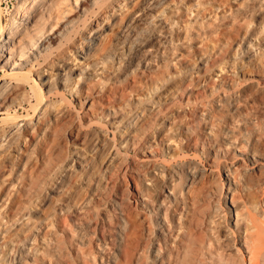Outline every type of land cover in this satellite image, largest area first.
<instances>
[{
	"label": "bare ground",
	"instance_id": "6f19581e",
	"mask_svg": "<svg viewBox=\"0 0 264 264\" xmlns=\"http://www.w3.org/2000/svg\"><path fill=\"white\" fill-rule=\"evenodd\" d=\"M21 2L27 7L25 8L28 9L27 11L23 10L27 13L19 15L18 12L16 17L14 14L12 25L8 26L5 32L2 31L1 35L4 36L0 39V59L5 61L4 65H8L10 68L8 75L14 79L0 81V221L7 217V221L12 220L10 223L16 224V221L28 212L31 216L30 211L25 213V210H31L32 213V208L35 207L34 210L38 211L36 207L39 203L47 204L49 201L48 197L51 194L47 196V190L57 193L62 191L65 188L64 185L70 182V175H74L72 170L77 165L81 169L78 173H76L77 170L74 172L77 174L76 177H72H75L74 182L78 184L69 183L68 186L71 188L69 194L63 198L62 203L59 201L60 205L53 206L55 208L47 212L46 218H49L47 225L45 223L47 228L45 227L46 230L42 228L40 241H34V243H41L40 248L43 253H39L42 255L40 259L46 264H148L150 256L147 263L144 262L146 248H149L150 259H152L149 264H264V49L257 48V52L247 56V64L235 66L238 69L236 71L234 68L237 78L223 74L219 81H216L219 75L214 77V74L211 75L209 71L210 77L207 74L206 77L205 75L201 77L205 82L208 81L207 84L198 88L201 78L194 80L196 77L193 79V76L190 79L191 77L188 76L189 81L187 78L188 82L185 83L186 80L183 79L186 77H183L181 83L184 81L185 84H178L181 85L177 86L179 91L176 86V90L172 89L175 93H179L181 100L186 97L188 103L193 105L191 108L188 107L189 111L187 108L186 117L180 120L177 136L169 135L163 139L160 136L164 130H161L159 135L156 134L160 114L153 113V116L148 114L147 118L143 117L145 116L143 114L142 118L140 116L146 108L140 110L138 106L140 90H142L140 82L142 74L145 75L146 69L150 66L151 60H155L156 54L166 45L173 46L171 43L175 33L172 22L166 18V15L172 13L174 8L171 7L179 3L178 0L177 2L176 0H74V2L72 0H22ZM183 3L181 2L182 7H184ZM185 3L188 4L187 1ZM189 5H185L186 8H189L187 7ZM177 6L180 7V3ZM192 6L194 5L191 4ZM90 12L94 13L93 20L84 24L88 30L87 35H80L79 31L72 34L76 26H80L79 23L84 21L85 16ZM118 16L119 22L115 23L119 29L113 36L110 34V38L108 36L107 38V30L112 29L111 24ZM175 18L177 16L174 20ZM212 24L208 26H213ZM155 26L160 27L157 28L158 30L162 28L161 32L154 31L152 27ZM261 29L264 30V27L260 28V32ZM251 34L252 32H249L248 35L251 37L249 39L259 44L260 37L256 36L260 35L253 33L256 35L254 37ZM178 41L180 42L175 40L176 43ZM100 42L103 43L101 49L104 53L94 59L97 54H93L92 48ZM253 45L254 43L251 42L247 44L250 49L246 53L253 50ZM96 51L99 53L100 50ZM162 51L164 52V49ZM53 52L55 53L52 55ZM179 54L177 56L183 58L184 53ZM116 59L119 60V66H115ZM108 61H111L110 66L118 67L117 71H113L114 76H110L111 73L108 74L110 67L107 74L105 73L104 67H108L109 64H106L109 63ZM164 63L166 64V61ZM206 63L197 68L206 71ZM221 64L219 69L216 68L217 66L215 68L223 72L225 67ZM26 65L36 70L34 73L37 78L33 80L34 84H29L28 74L33 73H28L31 69L28 72L24 71ZM213 70H211L212 73ZM148 72L151 71L148 70ZM158 74L151 75L156 78ZM30 80L32 81L31 78ZM162 80L164 79L161 77L152 80V88L154 90L159 88L160 86L156 87V85ZM58 83L64 87L63 89L70 86L71 93L77 96L80 106L79 116L69 113L63 107L64 105L60 106V101L57 103L53 98L44 101L45 99H42L40 92L36 89L46 85L47 93H50L56 86L58 88ZM195 83L197 89L192 88ZM28 85L31 86L29 89H27ZM58 90L57 94L60 92ZM149 90L146 92L152 95ZM61 92L64 93V91ZM161 92L157 93L158 98L155 97L156 99L152 100L154 103H159L162 99ZM125 105L129 107L134 105L132 110L136 109L124 122L125 127L122 126L127 129L124 131L126 134L120 126L118 131H112L113 141L103 138L102 135L105 134L92 133L95 122L102 123L106 128L109 127L110 123L104 121L110 114L106 111L113 110L118 113L117 109L126 110ZM30 108L35 109L34 112L39 121L44 122L43 125L36 126L34 123L29 126L32 120L27 122L22 115V110L28 112ZM176 114L175 116L179 117L180 114ZM175 116L173 114L172 119H176ZM166 117L163 118L171 122V117ZM94 118L96 121H93ZM23 121L25 123L21 124ZM39 126H41L40 130L37 129ZM30 129L39 130V133H36L37 136L35 134V138L31 140L27 137ZM150 137L160 139L162 146L164 143L167 144L166 142H174V145L176 143V151L172 146V150L175 151L171 152L173 158H189L191 153H196L197 156L199 148H202V153L207 158V167L203 169L197 165L192 167L191 164L188 166L190 170L186 169L189 171L185 173H183L184 168L181 173L175 170L181 175L185 174L183 179L181 177L180 183L174 178L175 174L178 175L177 172L175 174L170 172L171 176L167 174L171 180H167L168 184L165 186L175 193L182 194L183 191L181 201L185 209L182 216L180 214L179 224L172 223L174 220L172 210L169 212V207H163V204L168 203L166 201L171 200H168L170 196L169 198L163 196L162 200L161 187H157L160 191L155 194L154 186H151L156 184L154 182L156 170L161 169V172L158 170L161 173L160 176L162 174L165 176L166 172L164 173L163 169L166 170V166L164 165L163 169V166L159 168L160 163L157 162L156 168L155 161L160 158L157 156L162 148L154 147L157 143L149 144ZM177 139L180 140L179 144ZM22 141L27 142V149L22 154L12 153L13 150L21 151ZM123 143L125 144L124 154H122V147L118 146ZM92 145L95 149L97 148L96 151L93 150ZM80 146L84 147L83 152L78 151ZM72 148L77 150L73 156ZM170 149L171 146L167 145L166 150L170 152ZM92 150L93 153H91ZM132 151L141 153L142 159L132 162L130 158ZM147 170H151L154 175L146 179L149 186L144 188L142 180L144 176L148 177L147 173L144 175L145 172H149ZM202 171L205 177L204 182L194 187L192 181L190 183L193 188L190 187L187 181L197 177L198 172ZM128 176L135 184L134 190L129 193L135 199L133 203L130 196L119 195L122 179L126 181ZM84 179H87V182H84ZM92 180H95L93 183L96 184V188L91 185ZM83 183L89 187L86 190L89 193V196H86L90 197L89 200L81 193L86 188L81 185ZM161 183L158 184L162 185ZM184 185L186 191H184ZM162 194L166 195L164 192ZM83 199H86L88 203L84 204ZM139 200H142L141 204ZM134 203L136 206L141 205L144 211L155 212V214L152 213L155 215L153 216L155 223L152 224L156 227L153 236L151 226L148 224L150 221L146 220L149 218H145L147 212L142 215V211L133 206ZM176 205L175 207H180L179 203ZM17 216H20L19 219ZM30 216L28 220H24L28 222V227L21 221V225L18 222L20 227H14L15 230L12 226L14 232L10 231V236H7L11 241L6 239L10 243H3V248L1 247L3 250L0 249L1 257H7L4 244H11L8 250L11 251L10 253L13 252L10 255L14 256L13 263L28 264L24 258H29L32 249L35 250L34 248L39 245L35 243L34 248L27 245L30 239L35 240L39 235L36 234L37 231H34L32 235L26 234L35 228L33 216L32 220ZM241 221L246 223L245 230L242 229L243 232L237 233L238 229L236 230L232 225L239 228ZM31 223L32 227L29 229ZM39 227L37 229L40 230ZM3 232L8 231L2 230L0 234ZM23 236L21 246L14 249L13 242L16 239H18L17 242L19 240L21 242ZM95 243L98 249L94 248ZM40 248L37 247L36 253ZM38 263L42 264L41 261Z\"/></svg>",
	"mask_w": 264,
	"mask_h": 264
},
{
	"label": "rangeland",
	"instance_id": "374dc122",
	"mask_svg": "<svg viewBox=\"0 0 264 264\" xmlns=\"http://www.w3.org/2000/svg\"><path fill=\"white\" fill-rule=\"evenodd\" d=\"M22 0H0V39L4 36H2L1 35V33H2V31H4V30H6V28L8 27V26H11L12 25V22H13V18L14 17H16V15L18 14V12H19V15L20 14H23V13H27V12H24L26 9L25 8H27V7H25V5H23V3L21 2ZM73 2H74V0H72ZM179 1V3H180V7L179 6H177V5H179V3H177L176 5H173L171 8L173 9L172 10V13H168L167 15H166V18H168V20L169 21H171L172 22V25H173V30H174V33H175V35L177 36H175L174 34H173V43H171V44H173V46L172 45H166V47L164 46V52H165V55H164V52L161 50L160 52H158L157 54H156V56L155 55H153V56H155V60L153 61V59L151 60L152 62L150 63V66L146 69L147 70V72L145 73V75L144 74H142V80H141V84H140V89H142V90H140L141 92V94H140V104L138 105L139 106V108H140V110L141 109H143L144 107H146L145 108V111H144V109H143V112L142 111H140V112H142V113H140V116H141V118H142V114L143 115H145V116H143V117H148V114H149V116H153V113H159L160 114V123H158L157 124V126H156V134L157 135H159L160 134V132H162L161 130H164L162 133H161V136H160V138L162 137L163 139H165V138H167L169 135H175V136H177V134L176 133H178V126L180 125V123H181V121L183 120V118H185L186 117V114L185 113H187L189 110H190V108H191V105H193V103H188V100H187V98L186 97H184V98H182V100H181V97H180V95H179V93H175L174 91L176 90L175 89V86H176V88H177V90L179 91V89H178V87L179 86H181V85H178V84H182V83H184V81H185V83L186 82H188L189 81V77L188 76H190L191 78L190 79H192V77H193V79L194 80H196V79H198V77L199 78H203V76L205 75V77H206V74L208 75L209 73L212 75V74H214V77H216V76H218L219 78H217L216 77V79H218V80H216V81H219V79H220V77L223 75V74H225V75H227V77H228V75L229 76H233V77H235V78H237V74H236V71L238 70V69H236L237 67H240V65L242 64V65H245V64H247V61H248V55H250V54H252V53H254V52H257L258 51V49L257 48H259V50H260V48L261 49H264V30L263 29H261V32H260V28H262V27H264V20H263V18H264V0H185V2L187 1L188 2V4H186L185 2V5H189V6H187V7H191V4H193L194 6H192L190 9H191V11H190V9L189 8H186V6L184 5V3H183V1L184 0H182V1H180V0H178ZM176 2H177V0H176ZM181 2L183 3V6L184 7H182V4H181ZM198 2H199V4H198ZM195 3H197L196 5H195ZM240 3H242L243 5L241 6V4ZM200 5V6H199ZM22 6H24V7H22ZM26 6H28V5H26ZM241 6V7H240ZM252 6V7H251ZM21 7H22V9H21ZM30 6H28V8H29ZM182 7V8H181ZM240 7V8H239ZM181 8V9H180ZM246 8V9H245ZM188 9V10H187ZM249 9V10H248ZM20 10V11H19ZM24 10V11H23ZM28 10V9H27ZM26 10V11H27ZM179 10V11H178ZM193 10V11H192ZM176 11H178L177 13H176ZM191 13H190V12ZM238 11V12H237ZM245 11V12H244ZM252 11V12H251ZM17 12V13H16ZM230 13V14H229ZM15 14V16L14 17H12L13 15ZM93 12H90L89 14H87L86 16H87V19H86V16H85V19H84V21L82 20V22H80L79 24H80V26H76V28L74 29V33L72 32V34H75V32L76 31H79L78 33H80V35L82 34L83 36H86L87 35V32H88V30H87V28L85 27V23H87L89 20H93ZM175 14V15H174ZM188 14V15H187ZM236 14V15H235ZM242 14V15H241ZM171 15V16H170ZM238 15H239V17H238ZM241 15V16H240ZM244 15H246V16H244ZM177 16V18H175L176 20H174V17H176ZM234 16V17H233ZM171 17H172V19L174 20H172L171 19ZM238 17V18H237ZM248 17V18H247ZM241 18H244L243 20L241 19ZM246 18V19H245ZM18 18H16V20H17ZM171 19V20H170ZM215 19H216V21H215ZM87 20V21H86ZM178 20V21H177ZM211 20V21H210ZM231 20V21H230ZM236 21V22H232V21ZM239 20V21H238ZM242 20V21H241ZM11 21V22H10ZM206 21H208V22H206ZM210 21V22H209ZM251 21V22H250ZM115 22H119V16H118V18L113 22V23H115ZM220 22V23H219ZM221 22H222V25H221ZM240 22V23H239ZM248 22V23H247ZM113 23L111 24V26H112V29H108L107 30V32H108V34L106 35V37L108 36L109 38H110V36L112 35H114L117 31H118V29H119V27H118V25H116V23H115V25H113ZM174 23V24H173ZM178 23H179V25H178ZM203 23H205L204 25H202ZM213 23V24H212ZM226 23V24H225ZM227 23H229V24H227ZM231 23H233V24H231ZM259 23V24H258ZM187 24H189V25H187ZM210 24H212L213 26H208V25H210ZM230 24L232 25V26H230ZM249 24V25H248ZM262 24H263V26H262ZM176 25H178V26H176ZM258 27H257V26ZM175 26V27H174ZM182 26V27H181ZM200 26H201V28H200ZM203 26H205V27H203ZM207 26V27H206ZM248 26H250V27H248ZM254 26V27H253ZM261 26V27H260ZM186 27V28H185ZM203 27V28H202ZM210 27H213V28H210ZM253 27V28H252ZM260 27V28H259ZM9 28V27H8ZM77 28H79V30H77ZM152 28H154L153 30L154 31H160L161 32V29H157V28H160L159 26H155V27H152ZM177 28V29H176ZM218 28H220V29H218ZM247 28V29H246ZM250 28H252V30L250 29ZM157 29V30H156ZM186 29H188V30H186ZM192 29V30H191ZM198 29V30H197ZM204 29H206V30H204ZM224 31H223V30ZM227 31H226V30ZM237 29H240V30H237ZM259 30V33H258V30ZM196 30V31H195ZM213 30V31H212ZM217 30H219V31H217ZM237 30V31H236ZM247 30H248V32H247ZM257 30V31H256ZM205 31V32H204ZM214 31H216V32H214ZM221 31V32H220ZM223 31V32H222ZM235 31V32H234ZM5 32V31H4ZM187 32V33H186ZM199 33V34H197V33ZM213 32V33H212ZM219 32V33H218ZM249 32H252V34H251V36H256V35H254V34H257V35H260V36H256V37H260V38H258V40L259 41H261L259 44H258V42L257 43H255V41H253V40H251V39H249V38H251L250 37V35H248L249 34ZM254 33V34H253ZM4 34V33H3ZM111 34V35H110ZM217 34V35H216ZM110 35V36H109ZM210 35V36H209ZM219 35V36H218ZM247 35V36H246ZM2 36V37H1ZM206 36V37H205ZM209 36V37H208ZM245 36V37H244ZM107 37V38H108ZM178 37H179V39H178ZM244 37V38H243ZM182 38V39H181ZM248 39V40H247ZM175 40L177 41V40H180V42L178 41L177 43L175 42ZM181 40H182V42H181ZM201 41V42H200ZM242 41V42H241ZM254 43V45H253V50H249V53L247 52L246 53V51L248 50V49H250L248 46H247V44L248 43ZM185 45H184V44ZM202 43V44H201ZM240 43V44H239ZM103 43H98L94 48H92V52H93V54L95 53V54H97V56H94V59H96V57L97 58H99V56L100 55H103V53H104V50H102L101 48H103L102 45ZM57 45V44H56ZM177 45V46H176ZM182 45H184V46H182ZM201 45V46H200ZM168 47V48H167ZM169 47H170V49H169ZM172 47H174V49L172 48ZM179 47L180 49H177V48ZM97 48V49H96ZM99 48V49H98ZM167 48V49H166ZM175 48H176V50H175ZM169 49V50H168ZM220 49V50H219ZM96 50H100V51H98L99 53H97V51ZM166 50V51H165ZM167 50H168V52H167ZM172 50H175V51H173L172 52ZM179 50H181V51H179ZM96 51V52H95ZM219 51V52H218ZM241 51V52H240ZM163 52V53H162ZM181 52V54L182 53H184V55H183V58L181 57V56H177V55H180L179 53ZM243 52V53H242ZM55 52H53L52 53V55L54 54ZM176 53V54H175ZM164 56H163V55ZM159 55V56H158ZM160 56H162V58L160 57ZM177 56V57H176ZM156 57H157V59H156ZM173 57V58H172ZM176 57V59H175V61H174V58ZM152 58H154V57H152ZM157 60V61H156ZM162 60V61H161ZM166 61V64L164 63L165 61ZM82 61H84V60H82ZM164 61V62H163ZM220 61H221V63H225L226 64V66H225V64H221L220 63ZM4 62L5 61H2V59H0V66H3V67H0V81L1 80H12L13 78L11 77H9V75H8V71L10 70V68L8 67V65H4ZM109 62V61H108ZM111 62V61H110ZM110 62L109 63H106V64H109V65H107L108 67L106 68V67H104L105 69H106V74H107V72H108V69H110V71L108 72V74H110V76H114V72L113 71H117L118 69V67L116 68V67H112V66H110L111 64H110ZM154 62V63H153ZM207 62V63H206ZM211 62H212V64H211ZM164 63V64H163ZM174 63H176V64H174ZM204 63H206L207 65H206V71H203V70H201V69H198L199 67L198 66H203V65H205ZM218 63H220L221 64V66H224L225 67V69L223 70V72L222 71H220V70H218L219 69V67H220V64H218ZM211 65V66H208V65ZM216 64H218V65H216ZM164 65V66H163ZM237 65H239V66H237ZM241 65V66H242ZM27 67L24 69V71L25 72H28V70L30 71V69H31V71L30 72H28V73H33V74H28V76H30L29 78H27L28 79V81H30V83L29 84H34L33 83V80L34 79H36L37 77H36V75H35V68H33V67H31L30 65H26ZM115 66H119V60L118 59H116L115 60ZM208 66V67H207ZM217 66V67H216ZM235 66H237V67H235ZM110 67V68H109ZM198 67V68H197ZM218 68V69H216V68ZM208 68H210V69H208ZM216 70H215V69ZM234 68L236 69V71L234 70ZM3 69V70H2ZM103 69V68H102ZM214 69V70H213ZM144 70V69H143ZM148 70H150L152 73H155L156 75L158 74V76L156 77V78H158V77H161V78H163L164 80H162V81H160L159 83H158V85H156V87H158V86H160L159 88H156L155 90L152 88L153 86H152V80H154V79H156L155 78V76L154 77H152V73L151 72H148ZM211 70H213V73H212V71ZM210 71V72H209ZM235 71V72H234ZM209 72V73H208ZM215 72H217V73H215ZM112 73H113V75H112ZM197 73V74H196ZM27 74H26V76H27ZM151 76H150V75ZM34 75V76H33ZM143 75H144V78H143ZM148 77H147V76ZM195 75H198V76H195ZM27 76V77H28ZM77 76V73L75 74V77ZM145 76H146V78H145ZM183 77H186V78H184L182 81V83H181V79L183 78ZM208 77H210L209 75H208ZM207 77V78H208ZM30 78L32 79V81L30 80ZM105 78H106V76H105ZM152 78V79H151ZM187 78H188V81H187ZM201 78V83L198 85V82H197V85H198V88H201V86L203 87V86H205L207 83L206 82H208V81H204L203 79ZM180 79V80H179ZM14 80V79H13ZM27 81V82H28ZM164 81V82H163ZM203 81V82H202ZM26 82V84H28ZM32 82V83H31ZM179 82V83H178ZM166 83V84H165ZM177 85H176V84ZM184 83V84H185ZM67 84V83H66ZM202 84V85H201ZM60 85V86H59ZM172 86V87H171ZM178 86V87H177ZM194 86H196V83H195V85ZM192 87V88H194V89H197V86H196V88L195 87ZM31 86L30 85H28L27 86V89H29ZM70 87V86H69ZM65 88V89H63L64 87L60 84V83H58V88H57V86H56V88H54L55 90V92L57 91V89H59L60 90V92L61 91H64V93H66V94H64V93H60L59 92V94H57L58 92H54V91H52V92H50V93H47V90H48V87L46 86V85H43V87L41 86V88L39 87H36V89L40 92L39 94H40V96L42 97V99H45L44 101H46V100H51L52 98H53V100L55 99L56 101H57V103H58V101H60L59 103H61L60 104V106H63L66 110H68V112L69 113H72V114H74V115H77V116H79L80 115V106H79V100H78V98H77V96H75L73 93H71V88ZM151 87V88H150ZM171 87V88H170ZM167 88H168V93H166L167 92ZM175 89V90H173V89ZM61 89H63V90H61ZM70 89V90H69ZM150 89V90H149ZM151 89H153V91H151ZM158 89H159V91H158ZM58 90V91H59ZM146 90L148 91H151L152 92V95H151V93H150V95H151V97H150V95L146 92ZM157 90V91H156ZM165 90H166V92H165ZM170 90V91H169ZM172 90H173V92H172ZM42 91H43V93H42ZM156 91V92H155ZM162 91V92H161ZM161 92V97H162V99H160V102L158 103V104H160V103H162V105H159L158 106V104L157 103H154L152 100L153 99H156V98H158V94ZM158 93V94H157ZM162 93H166V94H162ZM52 94V95H51ZM177 95V97H176V95ZM67 95V96H66ZM156 95V96H155ZM158 95V96H157ZM166 95V96H165ZM146 96V97H145ZM164 96V97H163ZM173 96H175V97H173ZM156 97V98H155ZM180 97V98H179ZM186 98V99H185ZM207 98H209V97H207ZM206 98V99H207ZM167 102H165L164 100ZM205 99V98H204ZM161 100H163V102L161 101ZM44 101H42V102H44ZM144 101V102H143ZM154 103V104H152V102ZM169 102H170V104H169ZM185 102V103H184ZM206 102H208V101H206ZM130 103H132V102H130ZM164 103V104H163ZM157 104V105H156ZM134 106V105H133ZM133 106H131V107H129V106H127V105H125V108H126V110L125 109H123V110H121V109H117L118 110V113H115V111H113V110H108V111H106L107 112V114H109L108 115V117H105L106 118V120H104L105 122H107V123H110V125H109V127L108 128H106V126H103V124L102 123H97V122H95V125L93 126V131H92V133L93 134H100V135H102V134H105V135H102V137L103 138H105L106 140H108V138H109V140L110 141H113V137H114V134L112 133V131L114 130H116V131H118L119 130V128L121 127L122 129L121 130H123V132L124 131H126L127 129L126 128H124L125 127V125H124V122L126 121V119L127 118H129L135 111H136V109H134V110H132V108H133ZM143 106V107H142ZM153 106H154V108H153ZM188 107H190V108H188ZM164 108V109H163ZM187 108H188V111H187ZM131 109V110H130ZM147 109V110H146ZM174 111H173V110ZM153 110V111H152ZM35 111V109H31L30 108V110L27 112V111H24L23 112V110H22V115H23V117L27 120V122H29L30 120H32L31 122V124L29 125V126H31L32 124H36V126H38V125H43V123H42V120H40L39 121V118H37L38 116H36V113L34 112ZM37 111H38V109H37ZM120 111V112H119ZM128 111V113H126ZM170 111H171V113H170ZM133 112V113H132ZM184 112V113H183ZM130 113V114H129ZM144 113H146V114H144ZM167 113H170L169 115H166ZM174 114V116H175V113H177V114H180L179 115V117H178V115L177 116H175L176 117V119L175 118H173L172 119V115ZM181 113H183V116L181 117ZM206 113V112H205ZM35 114V115H34ZM154 114V115H155ZM165 114V115H164ZM125 115V116H124ZM126 115H127V117H126ZM161 115H163V117H166V118H170L171 117V122L170 121H167L166 119H164ZM185 115V116H184ZM2 116V115H1ZM100 117V116H99ZM146 117V118H147ZM162 117V118H161ZM124 118V119H123ZM103 118L101 117V120H102ZM121 119H123L124 121H122V123H121ZM162 119V120H161ZM96 121V118H94L93 119V121ZM173 120V121H172ZM181 120V121H180ZM23 123H25V121H23L21 124H23ZM101 124V125H100ZM160 125V126H159ZM120 126V127H119ZM122 126H124V127H122ZM169 126V127H168ZM24 126L22 125V128H23ZM40 127L41 126H39V127H37V129H39L40 130ZM118 127V128H117ZM167 128H169V129H167ZM109 129V130H108ZM118 129V130H117ZM126 129V130H125ZM158 129H160L159 131H158ZM167 129V134L165 133V130ZM34 130H35V133H33L34 132ZM30 129L29 130V132H28V138H29V140H31V139H34L35 137H34V135L37 133H39V130H37L36 131V129ZM26 131H27V129H26ZM104 131V132H103ZM106 131H107V133H106ZM125 133V132H124ZM37 134H36V136H37ZM126 134V133H125ZM125 134H123V135H125ZM106 135H109L108 137L106 136ZM104 136H106V137H104ZM41 137V136H40ZM27 138V139H28ZM123 138H124V136H123ZM122 138V139H123ZM175 138H177V137H175ZM153 139H155V138H151L150 137V142H149V144L151 143L152 145H155L156 143V145L154 146V147H156L157 149H160V148H162V149H160L159 150V154H158V156L157 157H160V158H158L157 160L158 161H155V166H156V168H157V162H159L160 163V165H159V163H158V165H159V168H161L160 166H163L162 167V169L163 168H165V166H166V170L165 169H163V171H164V173H165V176L162 174L161 176L162 177H165V178H162L161 176H160V172L162 171L161 169V171L159 170V169H157L156 170V173H157V175L155 174V176H153V177H155L154 178V182H156V184L154 183L153 185H151L152 187L154 186H156L155 188L153 187V189L155 190V194L156 193H159V191L160 190H162L163 191V189L164 188H166L163 192H164V194L166 193V195H163L162 193V191L160 192V194H161V196H162V200H163V196L165 197V196H168L167 198H169V196H170V198L168 199V200H172V201H174L173 203H171L170 201H166V199H164L166 202H168L167 204H163V207H169V212H171V210H172V215H174V220L172 221V223L175 225V224H179V218L182 216V214H183V212H184V204L182 203V194H183V191H182V194L181 193H175V191L173 192V190H171L170 191V189L171 188H167V186H165L166 184H168L166 181L167 180H171V178H169V176H171L169 173L171 172V173H173L174 172V174L179 170V172L181 173L182 171H183V169L182 168H184V172L183 173H185V172H187V171H189L190 169H189V167L188 166H191V164H192V167H193V165L195 166V165H197V167H199L200 169H203L204 167H207V158L205 157V154L204 153H202L203 152V150H202V148H199V150H198V152H199V154L196 156L195 154L196 153H191V152H193V151H191L190 153V156H192V157H190L189 156V154H187L188 156H189V158L188 157H185V158H187V159H185V158H173V155H172V153L173 152H175L177 149V145H176V143H175V145H174V142L172 143V142H166L167 144H165L164 143V145L162 146V142H159L160 141V139L158 140V138L157 139H155V140H153ZM28 140V141H29ZM156 140H158L157 142H156ZM119 141H121V140H119ZM180 140H178L177 139V143L179 144L180 142H179ZM167 145H170L171 146V149H170V152H169V150H166L167 149ZM94 145H92L91 147H93ZM118 146H121L122 147V154H124L125 153V150H124V148H125V144L123 143L122 145L121 144H119ZM172 146H173V148H175V151H173L172 149ZM20 147H21V151L19 152H17L16 150H13L12 151V149H14V147L13 148H11V151H12V153H17V154H22V152H24L25 151V149H27V142L26 141H22V143H21V145H20ZM115 147V146H114ZM117 147V146H116ZM179 147V146H178ZM84 147L83 146H80L79 147V150L78 151H81V152H83L84 151V149H83ZM94 148V147H93ZM92 148V149H93ZM165 148V149H164ZM82 149V150H81ZM114 149V148H113ZM179 149V148H178ZM72 150V152H71V155L73 156L74 154H75V152L77 151V150H73V148L71 149ZM93 150H97V148L95 149H93ZM93 150H92V152L91 153H93ZM94 151V152H95ZM169 152V153H168ZM172 152V153H171ZM162 153V154H161ZM166 153V154H165ZM168 153V154H167ZM89 154V153H88ZM204 154V155H203ZM90 155V154H89ZM163 155H164V157H166V158H164L163 157ZM167 155H169V156H167ZM72 156H71V158H72ZM196 156V157H195ZM171 158V160H170V158ZM182 157V156H181ZM89 158V157H88ZM130 158H131V161L133 162V161H137V160H141L142 159V154L141 153H139L138 151H136V152H134V151H132L131 153H130ZM164 159H165V161L167 160L168 161V163H167V161L165 162L164 161ZM174 159V160H173ZM176 159V160H175ZM182 159V160H181ZM189 160V161H188ZM171 161V162H170ZM188 161V162H187ZM190 161H191V163H190ZM163 162H165V163H162ZM178 162V163H177ZM187 162V163H186ZM189 163H190V165H189ZM199 163V164H198ZM165 165V166H164ZM75 169L74 170H72V171H74V172H76V170H77V172L76 173H78V171L81 169V167H78L77 165H76V167H74ZM196 168V167H195ZM199 168H196V169H199ZM151 169V168H150ZM186 169H189V170H186ZM151 170H153V168L151 169ZM151 170H147V171H149V172H145L144 173V175H146V173H147V176L148 177H146V176H144V178H143V180H142V186L144 187V188H147V186H149L147 183H146V179L148 178H150V176H152V174L154 175V173L151 171ZM160 172H159V171ZM175 170H177V171H175ZM82 171H83V168H82ZM152 173H151V172ZM199 171V170H198ZM73 172V174L74 175H70V182L69 183H73V184H75V185H77L78 184V182L77 183H75L74 181V179H75V177H76V173H74ZM179 172H177V174L178 175H174V178L179 182H182V179H183V177H184V175L185 174H179ZM72 173V172H71ZM151 173V174H150ZM199 173H200V175H199ZM203 173V171L202 172H198V175H197V177H194V178H192L191 180H189V181H187L188 182V185H190V187L192 186V183H193V186L194 187H197V186H200L201 184H202V182H204L203 181V179H205V177H204V175L202 174ZM167 174L169 175V176H167ZM97 175V174H96ZM95 175V179H96V176ZM99 175V174H98ZM203 175V176H202ZM72 176H75V177H72ZM78 176L80 177V175L78 174ZM72 177V178H71ZM152 177V178H153ZM181 177H182V179H181ZM204 177V178H203ZM167 178V179H166ZM78 179V178H77ZM127 180V182L126 181H123V179H122V186L120 185V192H121V194H119V195H122V196H124V197H126V195L127 196H130L131 198H130V200H131V202L133 203V202H135V199L134 198H132V196L131 195H129V193L131 192V190H134L133 188H134V186H135V184H134V182H133V180L131 179V177H127L126 178ZM155 179H159V180H156L155 181ZM165 179V180H164ZM163 180V181H162ZM87 182V179H84V182ZM147 181H149V180H147ZM193 181V182H192ZM93 182H95V180L93 181L92 180V182H91V185L94 187V188H96L97 186H96V184L95 183H93ZM162 182V183H161ZM179 182V183H180ZM190 182H192V183H190ZM65 184L64 185V187L65 188H63L62 189V191H59L58 193L57 192H53L52 190H47V192H48V195L47 196H49V194H51L49 197H48V202H47V204H40L39 203V206H37L36 208L38 209V211L35 209L34 210V208H32L33 210H32V213H31V210H25V213L26 212H28V211H30V214H31V216L29 215V212L23 217V218H21V219H19V217L20 216H17V218L19 219L18 221H16V224H14L15 222H12V223H10L12 220H9V221H7V217H5L4 219H2L1 221H0V233L2 232V230L3 231H5V229H6V231H8V232H3L2 234H4V235H2V234H0L1 236H0V249H2L3 248V243H5V244H9L10 243V237H7V236H10L9 234H10V231H12L13 229L15 230V228H18V227H20L19 225H21V223H20V221L22 222V223H24L25 221L24 220H26L27 218H29V216H30V219H31V217H32V219H33V221H31V222H33V224H35L33 227H35L36 229H37V227H39L40 228V230L39 229H37V230H35V228H32V229H34V230H32L30 233H26V234H31L32 235V233H35L36 231V234L38 233L39 235H37V239H33V241H32V239H30V242H31V244H32V246H31V244H30V242L29 243H27V245H29L31 248H34V247H36V244L38 245L37 247L38 248H40V245H41V243H34V241H40L39 240V238L41 237V235H42V228H44L45 230H46V228H47V219H49V218H46V214L48 215V213L51 211V210H53V208H55L56 207V205L57 204H59V201H60V203H62V201H63V198L64 197H66L68 194H69V191L71 190V188L68 186V185H70V184ZM124 183V184H123ZM126 183V184H125ZM149 183H151V181H149ZM158 183H161L162 185H160V184H158ZM185 184H187V183H185ZM81 185H83V188H85V189H83V192H81V193H83V196L84 197H86L87 195L89 196V193H87V187H88V185L86 184V183H83V184H81ZM128 185V186H127ZM158 185V186H157ZM96 186V187H95ZM169 186V185H168ZM185 186V185H184ZM193 186H192V188H193ZM157 187H161V189L160 190H158L159 188H157ZM89 188V187H88ZM157 188V189H156ZM163 188V189H162ZM178 189V188H177ZM176 189V192L179 190H177ZM154 190H153V192H154ZM158 190V192H156ZM82 191V190H81ZM86 191V192H85ZM180 191V190H179ZM184 191H186V186H185V190ZM47 192H45V193H47ZM85 192V193H84ZM171 192V193H170ZM185 193V192H184ZM85 194V195H84ZM126 194V195H125ZM176 194H178V195H176ZM177 197V198H176ZM61 199V200H60ZM86 199H90V197L88 198V197H86ZM86 199H83V201H85V203L84 204H87L88 202L86 201ZM54 201V202H53ZM142 200H139L138 202H139V204H141L142 202H141ZM164 201V203H166ZM179 201V202H178ZM38 202V201H37ZM171 203V204H170ZM180 204V207H179V205H178V207L179 208H177V207H175V206H177L176 204ZM83 204V205H84ZM137 205L136 206V204L134 203L133 204V206L135 207L136 206V209L137 210H139V211H142V215H143V213H145V212H147V213H145V215L147 216V217H145V218H149V219H146L147 221L149 220L150 221V223H148L150 226H151V229H152V232H151V235L153 236V234H155V229H156V227H154L155 226V224H154V226H153V224L152 223H155L154 221V219H155V217H153V216H155L154 214H155V212H149L148 210H145L144 211V208H142L141 207V205ZM144 204H145V202H144ZM168 204H169V206H168ZM175 204V205H174ZM183 204V205H182ZM60 205V204H59ZM53 206H55V207H53ZM58 206V205H57ZM50 208H52V209H50ZM139 208V209H138ZM175 208V209H174ZM178 209V211H177V209ZM50 209V210H49ZM141 209V210H140ZM183 209V210H182ZM37 211V212H36ZM48 212V213H47ZM149 213V214H148ZM152 213H154V214H152ZM179 213V214H178ZM148 214V215H147ZM152 214V215H151ZM180 214H181V216H180ZM144 215V216H145ZM150 215V216H149ZM179 215V216H178ZM151 216H152V219H151ZM26 217V218H25ZM0 218H1V214H0ZM25 218V219H24ZM177 218V219H176ZM31 219V220H32ZM151 219V220H150ZM5 220V221H4ZM28 220V219H27ZM152 220H153V222H152ZM49 221V220H48ZM148 221V222H149ZM18 222H19V225H18ZM30 222V221H29ZM6 223V224H5ZM26 223V227H28L29 226V224L27 225V223L28 222H25ZM44 223V224H43ZM45 223H46V225H45ZM241 223H243V225L241 224ZM241 223H240V226H239V228H237V227H235L234 225H232L233 226V228H235L236 230H237V233H240L241 231L243 232V230H245V227L244 226H246V223L245 222H243V221H241ZM9 224V227L7 228V225ZM17 225V226H16ZM32 225V223L30 224V227H29V229H31V226ZM36 225H38L37 227H36ZM12 226H13V229H12ZM15 227V228H14ZM46 227V228H45ZM154 228V229H153ZM241 228V229H240ZM11 229V230H10ZM28 228H27V231L29 230ZM43 229V230H44ZM243 229V230H242ZM14 230L12 231V232H14ZM38 230H39V232H38ZM44 230V231H45ZM240 230V231H239ZM35 231V232H34ZM41 231V232H40ZM24 235V234H23ZM31 235H30V237H31ZM4 236V237H3ZM34 236V235H33ZM40 236V237H39ZM28 237H29V235H28ZM6 239H8V240H10V241H8V240H6ZM23 239H24V236L22 237V241L20 242V240L17 242L16 240H18V239H16L14 242H13V244H12V246L14 247V249H18V247L17 246H21V244H22V242H23ZM170 240H172V239H170ZM29 241V240H28ZM6 242H8V243H6ZM18 243V244H17ZM21 243V244H20ZM4 244V248L5 249H9V247H10V245H5ZM2 245V246H1ZM2 247V248H1ZM37 247L36 248H34L35 250H33L32 249V251H31V249H29L30 251H31V256H29V258H27L26 259V257L24 258L25 260L24 261H26L28 264H35V262L37 263V264H40V263H38V262H40L41 261V263L43 264H46L45 262H43L40 258H41V254H39V253H43V252H41L42 250H41V248H40V250L37 252L38 253V255H37V253H36V251H37ZM96 247V249H98V247H97V244L95 243L94 244V248ZM3 250V249H2ZM2 250H0V251H2ZM6 250V252H7V257L6 258H3V257H1L0 256V261L2 262V263H4V264H9V263H13V255H12V257L10 256L11 254H13V252L12 253H10L11 251H7ZM29 250H27L28 252H30ZM1 253V252H0ZM36 253V254H35ZM2 254V253H1ZM34 255V256H33ZM10 256V257H9ZM150 256V257H149ZM145 257H147V258H145ZM148 257H149V259H148ZM3 258V259H2ZM11 258V259H10ZM31 258V259H30ZM151 258V255H150V253H149V248H146L145 249V251H144V262H146L147 263V261H148V264L149 263H151L152 262V259H150ZM5 259H6V262H5ZM8 259V260H7ZM10 259V260H9ZM148 259V260H147ZM4 262H3V261ZM28 260H30V262L28 261ZM36 260V261H35ZM10 261V262H9ZM16 261H17V259H16ZM100 261V260H99ZM143 262V263H144ZM1 263V264H2ZM13 264H17V263H13Z\"/></svg>",
	"mask_w": 264,
	"mask_h": 264
}]
</instances>
